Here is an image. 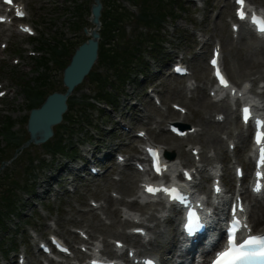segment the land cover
I'll return each mask as SVG.
<instances>
[{"label": "rangeland", "instance_id": "1", "mask_svg": "<svg viewBox=\"0 0 264 264\" xmlns=\"http://www.w3.org/2000/svg\"><path fill=\"white\" fill-rule=\"evenodd\" d=\"M93 2L94 0H23V4L27 6L29 12V18L24 22L33 26L37 36L31 38L27 35L17 34L14 30L10 36L9 32L0 33V86H4L1 90L8 91L5 98H0V124L4 123L6 117L11 118L16 124L14 132L21 138L22 142L29 139L25 129L30 109L34 105L29 102L26 96L28 84L34 86L35 90H43L45 93L65 91L62 82L65 65L69 63L71 53L75 48L87 39L83 29H77L74 22L80 23L79 26L82 28L91 26L88 24V17ZM177 2L178 4L172 6L175 15L173 13L172 17H168L160 28V35L167 41L166 44L160 50L155 49L156 51L146 53L142 61L139 59L136 61L133 70V82L125 85L126 95L120 105L115 107L114 113L109 110V112L101 114L97 109H90L88 113L92 117L93 124L97 125L98 131L81 125L79 128L76 127L77 130L74 131L73 136H69V131L67 132L66 140L75 144L74 149L77 150L78 157H81L85 150L94 151L97 146L103 152L107 151L112 154L127 152L131 155V148L127 147L126 143H131L135 139H131L130 136L116 130L120 129L116 120L121 117L135 129L144 128L146 123H149L146 128L152 133L155 142L161 146L177 145V139L166 132L167 124L179 120L178 115L171 110V105L174 103L187 104L186 107L190 108V113L186 122L202 130L203 127H201L199 120L200 117L205 116V111L197 106L202 97V89L192 94L193 91L184 88L185 81L188 79L168 76L170 74L169 64L175 60L176 55L184 57L188 64L194 68L195 79L198 80L201 87L211 84L207 58L211 53V48L218 41L223 48V61L226 70L230 78L239 85L248 80V76H243L241 70L248 73V66H253L258 61H264L262 49L260 50L259 47L260 42L255 38L250 37L240 41L233 37L230 28V21L233 16V0H178ZM251 3L264 7V0H251ZM79 4L84 10V21L77 14ZM121 5L127 7L131 13L139 14L138 8L126 0H119L118 2L110 0L108 8L112 10L111 15L119 14L116 12V8H120ZM182 5L186 9L185 11L182 10ZM164 12L169 11L165 10ZM124 21L125 25L123 23L122 28L125 27V34L123 37L120 36L123 34L121 31L114 40L107 42L106 47L111 50L110 54L115 50L122 53L125 48L129 49L130 45L137 46L136 35L146 36L153 32V30L150 31L143 26L137 27L138 23L134 19L126 20L124 18ZM1 29L2 26H0ZM228 38L229 40H227ZM43 41L46 43L43 44ZM3 43L8 44L7 50L3 51L1 48ZM199 44L203 45L202 49H200ZM50 46H58L60 49L63 48L62 46H66L67 54L62 58H56L52 54ZM30 52L37 54L39 59L31 58ZM160 53L162 55L159 56L160 60L154 61L153 58H157L156 55ZM42 58L48 59V67H41L42 76L48 77L45 85L38 84L36 79V70L39 60ZM55 59L59 62L57 63ZM14 60H19L20 64H13ZM141 62H145L148 67L146 72L143 71L145 73H140L147 76V81L143 83L139 81V75L135 77V73L139 71L136 66L140 65ZM111 63L108 61L103 64L98 63L99 66L96 64L93 71L108 77L109 72H106V68L111 67ZM262 71L264 72V66ZM158 73L161 74L157 75ZM110 75H112L111 72ZM147 91L152 94L157 93L160 96L162 109L151 104ZM74 94L78 98L93 97L95 85L90 80H86ZM207 96L209 97V92ZM134 104L137 105V108L131 110ZM209 105L212 106L210 103ZM130 111L139 113V115H135L140 120L139 122L128 120L131 119ZM73 112L72 115L75 116ZM217 114L218 111L214 112L212 119H215ZM231 116L236 118L237 115L234 113ZM160 121L162 122L158 128ZM224 124L222 123L223 126ZM2 126L0 125V128ZM238 127L237 121V125L230 124L229 129L225 128L220 134L223 137L226 136L227 131L237 134ZM56 130H60L61 135L69 130L68 124L63 123L60 127H56ZM0 132L3 133L1 129ZM1 134L0 205L3 204V198H11L16 202L14 210L18 208L17 211L20 215L18 218L8 220L9 228L6 233L0 232V264H18L17 259H20L18 256L25 252H27L26 264H47L44 261L45 256H42L38 251L37 244L41 239V233H47L42 235V240H46L49 233L57 231L54 233L60 235L69 244L74 245L76 249L80 246L77 244L78 236L72 233L75 229L88 230L95 238H103V234L94 228L98 223V218L105 220L106 224H109L110 220L106 213L101 212V210L97 212L99 213L98 216L89 213L91 200L99 199L97 202L104 203L105 197H112V193L118 197L120 194L124 199H128L136 191L138 192V187H136L138 185L135 184L137 189L123 193L127 184L136 181L134 169L131 167L123 171L121 181L115 179L121 175H114L115 169L112 168L108 178H101L92 182L73 181L71 183L70 174L68 175L69 172H67L69 170L65 168V162L70 158L63 155H57L54 158L47 156L48 151L45 146L31 145L27 148H23V146L16 148L15 144H10ZM121 134L125 136L122 137ZM202 137L205 138L204 135ZM194 144L201 146L199 139L194 138L191 142H182V155L176 152V159L185 166L190 167L194 164L193 159L191 162H187L185 158V156H191L189 146H196ZM227 147L228 143L225 142V151ZM207 154L213 156L208 168L211 164L215 165L220 162L227 165L232 160L227 154L223 155L215 149L207 148ZM98 158L102 159V155H99ZM31 159H35L37 162L32 164ZM111 163L113 166L114 159ZM226 168L230 174L233 173L231 167L226 166ZM28 184L30 186H27ZM73 186L78 187L75 193L68 189H73ZM206 186L209 189L210 182H206ZM43 198L46 200L42 201ZM120 205L114 202L110 205L109 210L119 209ZM116 214L120 217L119 212ZM111 227L117 231H124L125 229L119 225L109 226L110 229ZM172 228H175L174 225H167L154 232L159 243L169 246V249L173 248ZM34 231L41 233L36 234ZM106 237L108 240L119 238L114 235H107ZM11 249L17 250L11 252ZM164 250H168L167 247H164ZM164 253L168 255V253Z\"/></svg>", "mask_w": 264, "mask_h": 264}, {"label": "bare ground", "instance_id": "2", "mask_svg": "<svg viewBox=\"0 0 264 264\" xmlns=\"http://www.w3.org/2000/svg\"><path fill=\"white\" fill-rule=\"evenodd\" d=\"M100 28L101 27H99L98 30H100ZM7 29H9V28H7ZM93 29H94V27L88 28L87 35H90L91 32L93 31ZM5 31L6 32L9 31V33L11 32V30H4V29L0 30L1 33L5 32ZM10 35L11 34H9V36ZM249 37H251V36L240 34L238 39L240 41H244ZM227 40H229V38ZM260 46H261L260 50L262 49V54L264 55L263 44ZM263 66H264V61H258L253 66H248V69H249L248 73L241 70V74L243 76H248L249 82H251V84H256L258 82L259 78L264 80V72L262 71ZM198 103H199V105H197V106L201 107L205 111V116L200 117V120H199V122L201 123V127H203V128H202V130L195 129V132L193 134H188L187 135V141H192V140H194V138L199 139V144L201 145L200 148L199 147H193V148H191V151H193L195 149L198 150L200 152L199 153L200 158L202 159L203 162H206V161H208L207 148L208 149L209 148L215 149V150L221 152V154L225 155L224 154L225 153V139L220 134V132L221 131L223 132L225 128L227 129L230 124L237 125V121L235 118L230 117V114H231L230 106L225 105V104L224 105H217L214 102H211L212 106L209 105L210 101H209V98L206 94V88L202 89V97L198 101ZM216 111H218L219 113L221 112V114L226 115L224 126L220 125L219 124L220 122L218 120L216 121V119L215 120L212 119L213 113ZM218 115H220V114H218ZM185 120H186V118L184 117L183 121L185 122ZM203 131H205L204 134H202ZM195 134H196V136L194 137ZM231 134L232 133L228 131V133H227L228 138L230 137L231 139H233L232 142H230L229 146L231 144H235V145H237V147H239V150H236V152L233 153V155L236 156L239 154V160L244 161L245 166H246V175H245L244 180H243V183H245L248 180H250V178H251L252 164H251V161L249 160V158H250L249 153L246 154V156H244V154L246 151L249 152L251 150V143L247 139V136L245 134L240 133L235 138L234 137L232 138L230 136ZM203 135L205 136L204 139L202 137ZM162 148L165 150L166 153H168L170 151H175V152L177 151L178 153H182V151H181L182 142L178 138L177 145L169 146L167 148H166V146H162ZM242 152H243V155H242ZM185 158L188 162L191 161V156H185ZM174 162H176V160H172V163H174ZM176 164H178V163H176ZM195 169L197 171V176L202 175V174L203 175L206 174V176H209V175H207L208 173L215 172V171H213V169L207 170V169H203V167L200 168L199 166H197ZM197 179H198V177H196V180ZM200 185H201V183H200ZM202 187L205 188V186H202ZM133 188H135V182L132 181L129 185L127 184L125 189H123V190H125V192L126 191L130 192L133 190ZM204 190H205V192H207L206 189H204ZM243 192L246 195L245 200H248V205H249V207H251L250 217H251V223L253 225V228H254L256 233L257 232L263 233L264 232V200H262L263 202L259 201L255 196L251 195L250 191L245 186L243 187ZM209 193H211V191ZM112 202L122 203L128 209L134 208L131 205L132 203L126 202L123 199H117V200L113 201L111 197H109V196L105 197L104 203L100 205L99 210H101V212L106 213L107 218L110 220V223L106 224L105 220H103L102 218H98V223L94 229H97L98 231L103 233L104 238L101 242L108 249L110 248V243L107 240L106 235L120 236L123 239V240H115L114 244L116 241H121L123 243L131 241L133 235H131L130 233L120 232V231L114 230L112 227L110 229L109 227H107V225H110V226L119 225L120 227H123L125 225L131 224V220L136 221V220H138V218L139 219L141 218L138 216H132L128 212H124V215L127 216V218H124L125 216L122 215L124 218V220L122 221L121 219H119L118 215L116 214L117 209H115L113 211L109 210V207H110ZM97 210L98 209H95V208H89V213H92V214L98 216L99 213H97ZM140 210L143 211V209H140ZM162 217L163 216L151 214V215L147 216V219L159 221V219ZM143 218L145 220L144 216H143ZM158 225H159V222L156 223V226H158ZM149 229H150V227L148 226V230ZM174 232H176V230H174ZM84 233H87V232L84 231ZM149 233L150 232H147V236H149ZM91 236H92V234H91ZM152 242H153V240L150 237V243H152ZM99 247H100V244H99ZM161 248H162V245H160V244L157 245L156 251L160 252ZM170 255H171V257L174 256V249L172 251H170ZM83 259H84L83 254L78 253L74 260H75V262H78V261H82Z\"/></svg>", "mask_w": 264, "mask_h": 264}, {"label": "water", "instance_id": "3", "mask_svg": "<svg viewBox=\"0 0 264 264\" xmlns=\"http://www.w3.org/2000/svg\"><path fill=\"white\" fill-rule=\"evenodd\" d=\"M101 12V0H96L92 8V21L96 26L100 25ZM99 38L100 34L94 30L91 38L82 44L71 58L70 64L64 70L63 82L67 91L51 94L40 108L32 110L28 125L30 142L43 144L53 136V127L62 121L63 114L67 111L68 98L88 76L98 60Z\"/></svg>", "mask_w": 264, "mask_h": 264}, {"label": "trees", "instance_id": "4", "mask_svg": "<svg viewBox=\"0 0 264 264\" xmlns=\"http://www.w3.org/2000/svg\"><path fill=\"white\" fill-rule=\"evenodd\" d=\"M136 1L137 2L143 1V4H145V5H148V3H149L148 0H136ZM109 12L110 11L107 10L103 15L105 29L102 31V36L103 35L105 36L107 32L112 33L113 29L110 27L116 23L115 20L114 21L112 20V15ZM163 17H164V15H161L162 19H164ZM114 19H116V18L114 17ZM141 19H142V21L150 22V21H154L155 18L151 14H146V15L142 16ZM118 21H120L119 18L117 19V22ZM110 51L111 50H108L106 48V44H103L101 46V50H100V61L112 62L111 65L116 67L115 70L117 72V76L122 77V78H125V77L127 78V76L125 74H123L125 72L122 70L120 71L118 69V60H121L122 58L126 62H128L129 60H133V59H131L132 57H134L133 54L125 53V55H124L125 57H124V56L120 55L119 53H117L116 51L113 52L112 54H110ZM90 78L92 79V81L98 82L102 87L104 86L103 85L104 81L102 80V78L100 76H96V74H92ZM99 95H100L99 96L100 98L108 99V100H111L114 97L113 93H111V92L108 93L106 91L105 87H103L102 90L99 91ZM35 100L42 103L44 101V97L42 98V97H40V94H37V95H35ZM60 146H61L60 143L57 144V147H60ZM6 208L10 211V208H11L10 202L8 203V206ZM4 227L5 226H4V221H3V215H0V229H4Z\"/></svg>", "mask_w": 264, "mask_h": 264}]
</instances>
